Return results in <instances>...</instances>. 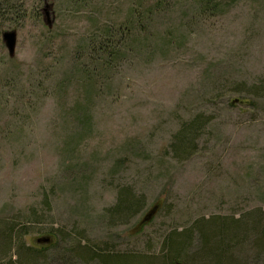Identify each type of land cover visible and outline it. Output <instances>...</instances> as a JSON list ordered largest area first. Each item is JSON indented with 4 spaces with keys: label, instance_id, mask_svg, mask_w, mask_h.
Masks as SVG:
<instances>
[{
    "label": "rangeland",
    "instance_id": "obj_1",
    "mask_svg": "<svg viewBox=\"0 0 264 264\" xmlns=\"http://www.w3.org/2000/svg\"><path fill=\"white\" fill-rule=\"evenodd\" d=\"M259 212L264 0H0V264H208Z\"/></svg>",
    "mask_w": 264,
    "mask_h": 264
},
{
    "label": "trees",
    "instance_id": "obj_2",
    "mask_svg": "<svg viewBox=\"0 0 264 264\" xmlns=\"http://www.w3.org/2000/svg\"><path fill=\"white\" fill-rule=\"evenodd\" d=\"M256 217V219L252 221L253 225L251 226H248V224L246 225V221L244 220L237 221L233 218H227L228 221H223L220 218H213L207 222L200 221L202 224L200 230H202L204 249L197 254V257L199 255V259H206L209 262L208 264H236V260L230 253V247L237 243L239 245L242 244L244 241L242 240V242H240V239L243 235L245 238H248L249 235H253L252 237L255 238V247H257L259 251H263L264 221L262 219L264 218V212L257 213ZM182 248L181 244H178L176 249H171V252L166 255V258H163V264H185L179 261L177 257ZM109 259L107 260L108 264H131L132 261H135L133 258L129 257L116 258L118 261L111 260V258ZM149 260L150 259L146 258L144 263L151 264Z\"/></svg>",
    "mask_w": 264,
    "mask_h": 264
},
{
    "label": "water",
    "instance_id": "obj_3",
    "mask_svg": "<svg viewBox=\"0 0 264 264\" xmlns=\"http://www.w3.org/2000/svg\"><path fill=\"white\" fill-rule=\"evenodd\" d=\"M3 43L9 50L11 57L15 56L16 46H17V32L15 30H7L3 32ZM239 100H234L233 103H237ZM157 207L153 208L152 211L145 217L144 221L149 220L153 214L156 212ZM54 237L52 235L42 236L35 240L38 245H49L53 242Z\"/></svg>",
    "mask_w": 264,
    "mask_h": 264
}]
</instances>
